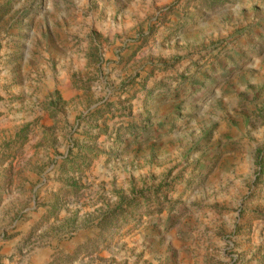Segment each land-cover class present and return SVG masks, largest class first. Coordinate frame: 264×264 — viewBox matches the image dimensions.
Instances as JSON below:
<instances>
[{"label": "rangeland", "instance_id": "obj_1", "mask_svg": "<svg viewBox=\"0 0 264 264\" xmlns=\"http://www.w3.org/2000/svg\"><path fill=\"white\" fill-rule=\"evenodd\" d=\"M0 264H264V0H0Z\"/></svg>", "mask_w": 264, "mask_h": 264}]
</instances>
